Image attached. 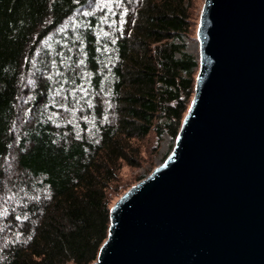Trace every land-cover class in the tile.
Here are the masks:
<instances>
[{
    "label": "trees",
    "instance_id": "trees-1",
    "mask_svg": "<svg viewBox=\"0 0 264 264\" xmlns=\"http://www.w3.org/2000/svg\"><path fill=\"white\" fill-rule=\"evenodd\" d=\"M195 3L0 0V264L96 261L122 168L189 108Z\"/></svg>",
    "mask_w": 264,
    "mask_h": 264
},
{
    "label": "water",
    "instance_id": "water-1",
    "mask_svg": "<svg viewBox=\"0 0 264 264\" xmlns=\"http://www.w3.org/2000/svg\"><path fill=\"white\" fill-rule=\"evenodd\" d=\"M189 108L91 264H264V0H203Z\"/></svg>",
    "mask_w": 264,
    "mask_h": 264
},
{
    "label": "rangeland",
    "instance_id": "rangeland-1",
    "mask_svg": "<svg viewBox=\"0 0 264 264\" xmlns=\"http://www.w3.org/2000/svg\"><path fill=\"white\" fill-rule=\"evenodd\" d=\"M202 2H203V0H196L195 4L196 5L198 4V6H200V5H202ZM200 8H201V6H200ZM187 50L190 53L196 55L197 51H198V46H197L196 41L189 42L188 46H187ZM168 150H169V139H168V137H165V139H164V141H163V143H162V145L158 151V155L153 159L151 166L148 164H144V166L139 168V169H132L129 167H123L120 175H121L122 180L127 182V184H128L127 188L129 189L131 186H133L134 184L137 183L136 178L138 176H144L145 177V176L149 175L156 166H158L160 163H162L167 152H168Z\"/></svg>",
    "mask_w": 264,
    "mask_h": 264
}]
</instances>
